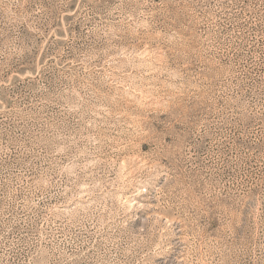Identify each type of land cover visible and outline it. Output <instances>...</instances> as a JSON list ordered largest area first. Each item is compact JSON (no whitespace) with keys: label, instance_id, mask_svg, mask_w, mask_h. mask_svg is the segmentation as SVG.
Returning a JSON list of instances; mask_svg holds the SVG:
<instances>
[{"label":"rangeland","instance_id":"1","mask_svg":"<svg viewBox=\"0 0 264 264\" xmlns=\"http://www.w3.org/2000/svg\"><path fill=\"white\" fill-rule=\"evenodd\" d=\"M0 264H264V0H0Z\"/></svg>","mask_w":264,"mask_h":264}]
</instances>
